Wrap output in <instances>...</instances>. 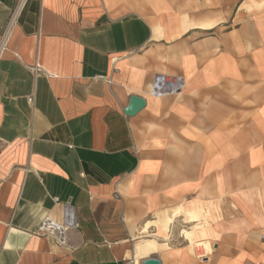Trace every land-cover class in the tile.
Masks as SVG:
<instances>
[{"label":"crops","instance_id":"1","mask_svg":"<svg viewBox=\"0 0 264 264\" xmlns=\"http://www.w3.org/2000/svg\"><path fill=\"white\" fill-rule=\"evenodd\" d=\"M150 256L264 264V0H0V264Z\"/></svg>","mask_w":264,"mask_h":264},{"label":"built area","instance_id":"2","mask_svg":"<svg viewBox=\"0 0 264 264\" xmlns=\"http://www.w3.org/2000/svg\"><path fill=\"white\" fill-rule=\"evenodd\" d=\"M185 85L184 78L179 75L155 74L151 84L149 94L156 98L179 93ZM27 101L33 104V96H28ZM58 202L57 198H53ZM73 205L70 202L62 204V218L56 220L45 216L35 230V234L51 239L60 247L72 249L70 236L78 231Z\"/></svg>","mask_w":264,"mask_h":264},{"label":"water","instance_id":"3","mask_svg":"<svg viewBox=\"0 0 264 264\" xmlns=\"http://www.w3.org/2000/svg\"><path fill=\"white\" fill-rule=\"evenodd\" d=\"M145 106L144 98L136 95L129 97V103L124 109V114L127 116H133ZM141 264H161L157 257L150 256L142 260Z\"/></svg>","mask_w":264,"mask_h":264},{"label":"rangeland","instance_id":"4","mask_svg":"<svg viewBox=\"0 0 264 264\" xmlns=\"http://www.w3.org/2000/svg\"><path fill=\"white\" fill-rule=\"evenodd\" d=\"M167 221H166V218L164 220H160L159 222H157L158 224V227H159V231H164L166 230V226H167ZM148 238H151V237H148ZM146 243H152L154 245V247H149L147 250L141 252V251H138V255L139 254H147L149 252H153V251H156L158 249V245L156 243V241H154L153 239H150V240H146L144 241L143 243H141L139 246L143 245V244H146Z\"/></svg>","mask_w":264,"mask_h":264},{"label":"bare ground","instance_id":"5","mask_svg":"<svg viewBox=\"0 0 264 264\" xmlns=\"http://www.w3.org/2000/svg\"><path fill=\"white\" fill-rule=\"evenodd\" d=\"M178 212V210L176 209L175 211H174V213H173V215H175L176 213ZM179 214V213H178ZM172 218H171V216L170 217H166V221L168 222L169 220H171ZM201 243H203V242H201ZM206 244V243H205ZM205 244H203L204 246H205ZM198 246V245H197ZM149 247H154V245L152 244V243H146V244H143V245H141V246H137V252L136 253H138V251H141V252H143V251H145V250H147ZM202 247V246H201ZM208 249V248H207Z\"/></svg>","mask_w":264,"mask_h":264}]
</instances>
